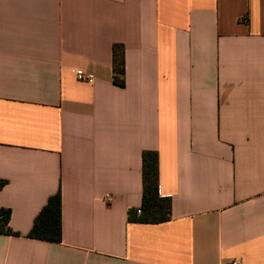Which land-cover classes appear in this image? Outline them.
<instances>
[{
  "label": "crops",
  "instance_id": "crops-1",
  "mask_svg": "<svg viewBox=\"0 0 264 264\" xmlns=\"http://www.w3.org/2000/svg\"><path fill=\"white\" fill-rule=\"evenodd\" d=\"M147 150L164 222L129 218ZM0 180V264H264V0H0Z\"/></svg>",
  "mask_w": 264,
  "mask_h": 264
},
{
  "label": "trees",
  "instance_id": "trees-1",
  "mask_svg": "<svg viewBox=\"0 0 264 264\" xmlns=\"http://www.w3.org/2000/svg\"><path fill=\"white\" fill-rule=\"evenodd\" d=\"M113 66L115 84L125 86V52L123 46L113 47ZM6 181L0 180V189ZM172 203L169 197L159 193V153L147 150L143 153V200L141 214L137 210L129 212V218L140 222H164L170 219ZM10 209L0 211V233L18 235L9 227ZM31 238L59 242L62 239V195L52 196L37 216L29 234Z\"/></svg>",
  "mask_w": 264,
  "mask_h": 264
},
{
  "label": "built area",
  "instance_id": "built-area-1",
  "mask_svg": "<svg viewBox=\"0 0 264 264\" xmlns=\"http://www.w3.org/2000/svg\"><path fill=\"white\" fill-rule=\"evenodd\" d=\"M76 75L79 80L92 83L94 81V77L92 75L86 74L82 70H78ZM138 213H141V209L137 210ZM233 264H239L238 262H233Z\"/></svg>",
  "mask_w": 264,
  "mask_h": 264
}]
</instances>
